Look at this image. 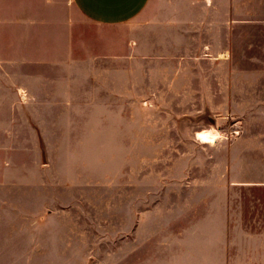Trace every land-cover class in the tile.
<instances>
[{
    "label": "rangeland",
    "instance_id": "1",
    "mask_svg": "<svg viewBox=\"0 0 264 264\" xmlns=\"http://www.w3.org/2000/svg\"><path fill=\"white\" fill-rule=\"evenodd\" d=\"M141 23L144 15L133 24ZM260 38L264 40L263 33ZM124 40V30L116 33L75 20L71 56L79 65L71 66L68 74L45 71L37 83L42 89L120 90L121 107L95 108L89 114L10 113L7 123L2 121L7 115H0V264H132L131 249H163L169 253L163 264H173L174 251L183 263L191 264L201 250L210 251L205 249V205L194 204L209 193L211 171L218 172L219 186L223 183L225 155L231 151L236 158L242 156V147L233 144L240 131L238 121L253 115L186 112L194 109L197 99L185 98H138L136 106L129 98L128 64L115 74L99 58L125 49ZM235 46V56L240 57L241 34ZM12 50L9 57L15 59L17 51ZM137 77L132 89L139 93L161 84L152 80L158 75H150L151 80L145 74ZM11 79V88H16L14 73ZM30 81L27 78L26 85L32 87ZM41 116L42 121L34 122ZM256 116L264 123V114ZM146 123L149 144H141ZM210 125L226 137L215 146L195 139ZM131 128L137 145L130 144ZM42 133L51 139L37 138ZM248 164L264 176V161ZM235 168L244 170L241 164ZM136 198L139 203L148 199L149 205H187L186 216L180 223L175 217L166 220V233L157 236L163 242L152 236L145 243L140 239L144 233L136 240L130 212ZM247 199L246 205H232L235 223L246 224L234 226L230 241L226 243L218 227L214 250L221 257L219 264H225V254L232 256L228 264H264V235H248L264 233V205H248ZM194 221L201 234L191 228Z\"/></svg>",
    "mask_w": 264,
    "mask_h": 264
},
{
    "label": "crops",
    "instance_id": "2",
    "mask_svg": "<svg viewBox=\"0 0 264 264\" xmlns=\"http://www.w3.org/2000/svg\"><path fill=\"white\" fill-rule=\"evenodd\" d=\"M143 15L144 23L133 24ZM75 20L116 29V33L125 31V49L118 48L99 58L103 57L115 74V69L128 64L129 98L136 106L138 98L172 97L197 99L194 109L186 112L253 115L238 121L240 131L233 144L242 147V156L227 153L220 174L223 183L219 186L218 172L212 175L211 171L209 193L194 204L205 205L204 225L209 232L205 249L210 251L201 250L191 264H219L221 257L214 250L218 227H222L227 243L234 226L246 224L235 223L237 214L232 205H246L247 196L248 205H264V176L257 166L254 170L246 167V163L264 161V123L256 116L264 114V40L260 38L264 34V0H0V115H7L3 123L9 121L10 113L89 114L95 108L109 111L121 107L120 90L37 88L47 72L68 74L73 72L71 66L79 65L78 59L71 56ZM239 34L241 55L236 57ZM10 50L17 51L15 59H10ZM13 73L17 76L16 88L10 86ZM138 73L145 74L146 80L158 75L152 80L161 84L139 93L132 89V85L137 87ZM27 78L32 87L26 85ZM103 98L106 100L101 101ZM38 118L34 117V122L43 120L42 116ZM145 129V142L141 144H149V123ZM132 130L130 144L137 145L138 137ZM39 136L51 139L47 133ZM237 164H241L242 172L235 168ZM186 207L164 202L149 205L148 199H140L139 203L136 198L135 205H130L136 240L144 233L140 239L145 243L152 236L163 242L157 236L166 233V220L175 217L180 223ZM191 228L201 234L196 221ZM248 235L252 238L264 233ZM168 254L163 249L155 253L149 249L130 251L132 264H163ZM171 257L173 264H185L180 254L172 251ZM231 257L225 254L224 263L228 264Z\"/></svg>",
    "mask_w": 264,
    "mask_h": 264
},
{
    "label": "clouds",
    "instance_id": "3",
    "mask_svg": "<svg viewBox=\"0 0 264 264\" xmlns=\"http://www.w3.org/2000/svg\"><path fill=\"white\" fill-rule=\"evenodd\" d=\"M195 139L201 144L215 146L217 141H222L226 139V137L217 129L216 126L210 125L207 128H204L200 132L196 133Z\"/></svg>",
    "mask_w": 264,
    "mask_h": 264
}]
</instances>
